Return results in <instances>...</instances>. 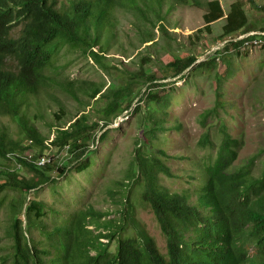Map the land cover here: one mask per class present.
<instances>
[{"label":"trees","instance_id":"trees-1","mask_svg":"<svg viewBox=\"0 0 264 264\" xmlns=\"http://www.w3.org/2000/svg\"><path fill=\"white\" fill-rule=\"evenodd\" d=\"M177 4L205 11L206 24L200 32L212 30L215 22L225 18L228 22L222 37L241 30H258L250 23L241 1L227 14L220 0H0V157L11 161L16 158L18 164L14 170L0 167V214L9 203V192L21 194L10 201L15 215L9 228L13 251L3 257L1 264H203L207 260L208 264H257V257L249 258L248 246L254 245L259 251L264 248V159L257 173L255 157L237 162L244 134L230 131L226 116L231 104L224 99L223 84L230 78L226 73H231L229 67L224 73L219 70L223 63L229 66L233 56L244 55L237 51L240 44L232 43L200 62L198 53L193 52L169 63L167 75L152 74L142 67L124 79L120 87L79 84L68 76L63 65L70 53H79L109 69L110 51L118 40L120 14L132 19L140 43H151L147 47L154 48L157 30L167 33L165 12L170 13ZM116 52L121 57L128 56L124 45ZM144 60L153 59L147 56ZM211 71L219 81L217 103L203 113L201 124L215 118L221 141L217 144L211 129L206 130L199 140V149L216 152L215 156L212 153L195 161L199 172L184 175L190 188L173 193L162 179L180 175L172 170L169 161L173 156L168 148L158 143L161 134L172 129L184 131L182 123L170 124L173 119L169 109L178 99L172 92L180 80L189 82L191 77L212 74ZM174 78L175 81L165 82ZM166 87L172 90L167 91ZM62 95L85 107L92 101H104L102 120L90 122L88 115H77L68 129H57V137L50 143L38 123L40 118L47 119L42 100L48 98L61 104L62 114H57V118L63 120L67 107ZM129 110L131 116L139 115L142 131L126 180L119 182V187L139 184L141 198L154 210L168 240L167 258L140 225L130 194L124 195L125 201L121 202L115 199L121 191L110 189L113 201L119 204L114 210L102 212L93 206L84 207L73 212L70 222L52 227L47 221L52 207L39 199L40 191L58 183V178L65 176L76 162L78 171L89 168L91 160L84 158L95 152L91 143L95 146L98 139L103 141L110 131L107 128ZM2 117L18 121L22 138L13 136L10 128L2 124ZM52 146L59 152L70 148L69 155L57 160ZM194 156L187 151L184 155L190 159ZM46 157H52V161L40 167L38 162ZM24 169L30 171L31 177L23 175ZM190 180L197 182L195 186ZM195 195L200 210L191 208ZM111 215H123L130 225L124 227L116 219H109ZM1 224L0 218V228ZM38 230L40 238L35 236ZM190 232L195 238L186 241ZM113 242L115 252L111 251ZM239 242L243 243L237 247Z\"/></svg>","mask_w":264,"mask_h":264},{"label":"rangeland","instance_id":"rangeland-1","mask_svg":"<svg viewBox=\"0 0 264 264\" xmlns=\"http://www.w3.org/2000/svg\"><path fill=\"white\" fill-rule=\"evenodd\" d=\"M220 1L227 14H230L235 3L244 2L250 23L254 24L259 30L264 29V8H262V6L264 7V0ZM258 4L260 7H258ZM204 14L205 11L202 8L180 4L175 5L170 13L166 11L165 27L167 33L157 30L158 42L154 48L147 47L151 43L142 45L138 40L136 29L131 25L132 19L120 14V26L117 30L118 40L110 51L109 69L99 66L79 53H70L63 61L64 68L68 76L79 84L83 82L99 85L105 83L109 87L111 85L122 86L124 79L130 78L131 74L138 72L142 67L152 74L160 72L167 75L170 73L167 67L169 63L184 58V56L193 52L198 53L200 60H205L207 55L211 54L213 49L218 46L219 42L226 40L222 35L228 22L227 18L214 23L212 30L200 32L199 29L206 24ZM121 45L128 49L127 57H121L116 52ZM147 56H152V62L144 60ZM228 67L231 75L226 73L230 78L224 82L223 89L225 90L224 99L230 100L228 103L231 105L228 108L229 113L226 120L233 134H244V143L237 159L239 162H244L255 157L256 167L254 170L257 173L263 167L264 159V48L251 51L249 54L235 55L229 66L228 63H223L219 70L224 73L228 71ZM175 80L176 78L165 82ZM218 86L219 81L216 79L215 73L206 72L191 77L189 82L180 80L172 92L173 96L177 97L179 101L174 99L173 102L175 103L169 109L173 119L170 124H174L176 121L182 123L184 131L177 132L172 129L166 134H161L158 143L164 144V148H168L169 154L173 155V158L169 161L173 172L180 175V177L183 176L178 179L167 177L162 179L163 183L172 189L173 193L181 192L189 187L184 175L186 176L194 169L195 161H188L184 157L186 151L189 155L198 157L196 161L205 158L208 154L213 153V156H215L216 152L207 153L199 149L198 143L207 129H211L212 136L217 144L221 141L216 133L215 118H208L207 124H204V126L201 124L203 113L217 103ZM165 89L167 91L172 90L171 87ZM62 101L67 107V114L63 120L57 118V114H62L61 104L48 98L42 100L47 119L40 118L38 123L44 137H50V143L56 139L57 129L70 127V122L77 115L79 117L86 114L89 116L90 122L99 121L101 123V110L105 107L104 101L101 103L92 101L89 107L81 106L78 102L66 98L64 95H62ZM221 113L223 115V109H221ZM122 116L126 117L122 118ZM122 116L118 122L110 127L108 136L102 142L97 141L95 148H92L93 144L91 143L92 151L95 149V152H97L88 154L89 156L84 158H90L92 164L89 168L78 171L74 165L71 173L66 178L60 179L58 183L49 184L40 191V199L51 206L52 209L59 210L58 213H54L53 210L49 209L47 221L50 227L62 222H69L73 211H77L81 207L92 205L100 211H108L117 205L109 191L110 189L116 191L121 189L117 187V183L126 178L128 167L134 158L135 143L142 131L139 115L131 116L124 112ZM1 122L10 128L15 138H22L21 126L18 121L10 117H2ZM51 125L56 126L51 127ZM51 149L53 151L52 155H57V160L59 158L60 160L64 159L67 156L66 151L60 153L53 146ZM75 164L76 166L79 165L78 162ZM0 167L14 170L17 163L0 157ZM22 172L23 175L31 177L30 171L24 169ZM126 188L130 189V193L128 189L122 195H131L140 225L155 239L160 253L167 254V240L162 234L152 208L141 200V190L138 185L135 184L132 187L127 185ZM20 196L19 192H9L7 194L9 203L1 210L0 264L3 257L13 251V237L11 238L9 235L11 233L9 228L13 224L15 215L12 214L10 201L14 197L18 198ZM116 218L124 227L130 225L120 215H117ZM35 234L40 238L41 233L39 230ZM111 250H115V242L111 244Z\"/></svg>","mask_w":264,"mask_h":264},{"label":"clouds","instance_id":"clouds-1","mask_svg":"<svg viewBox=\"0 0 264 264\" xmlns=\"http://www.w3.org/2000/svg\"><path fill=\"white\" fill-rule=\"evenodd\" d=\"M263 7V6H262ZM215 23H217V22H215ZM252 32H256L255 34H252V35H250V36H246V37H243V38H241V36L242 35H245V34H247V33H252ZM264 32V30H241V31H239V32H236V33H234V34H231V35H229V36H226V37H224V38H226V40H224V41H222V42H219V44H218V46H214L213 48V52L211 53V54H214V53H217L218 51H221V50H225L230 44H232V43H239L240 44V47L239 48H237L238 50V52L240 51L241 52V54H246V53H250L251 51H258V50H261L262 48H264V45L262 46V47H259V48H256V49H252V48H249L248 46H247V40H249V39H252V38H258V37H263L264 38V35L262 34ZM223 38V39H224ZM209 56V54L207 55V57ZM206 57V58H207ZM200 61H202V60H199V62ZM130 111V110H129ZM129 111H126L129 115H130V112ZM124 114V113H123ZM122 114V115H123ZM121 115V116H122ZM120 116V117H121ZM119 117V118H120ZM123 117H126V116H122V118ZM119 118L115 121V123L116 122H118V120H119ZM124 123V122H123ZM71 124V123H70ZM114 125V124H113ZM113 125H111V126H113ZM111 126H109L107 129H111L110 127ZM69 127H67V129H68ZM102 133H100L99 134V136L101 135ZM98 142H99V139L97 140ZM102 142V141H101ZM92 148H95V146H93ZM59 151H60V149H58ZM68 150H70V148H68V147H66V149H65V151L67 152V156L69 155V153H68ZM65 151H63V152H65ZM93 151H95V149H93ZM63 152H60V153H63ZM97 152V151H96ZM96 152H92L93 154L94 153H96ZM91 153V154H92ZM57 156V155H56ZM66 156V157H67ZM173 156V155H172ZM198 157H196V156H194V159H190V158H187L188 159V161H196V159H197ZM58 159V158H57ZM60 159V158H59ZM198 160H200V159H198ZM16 163H17V160H16V158H15V160H14ZM52 161V157L51 158H44V159H41L39 162H38V164H39V166L40 167H45V166H47V164L49 163V162H51ZM196 162H199V161H196ZM237 162L238 163H241V162H239V160H237ZM18 165V164H17ZM76 165V164H75ZM72 170V169H71ZM71 170H69L68 171V173L65 175V176H63V177H61V178H58V182L60 181V179H62V178H66L70 173H71ZM192 173H194V172H199V166H197V165H195L194 164V169L191 171ZM183 177V176H182ZM182 177H178V178H182ZM178 178H175V179H178ZM186 178V180L188 181V179H187V177H185ZM170 179H173V178H170ZM126 180V178L123 180V181H118V183H117V187H119V182H124ZM200 180V182L202 181V179H199ZM191 181V180H190ZM128 182V181H127ZM126 182V183H127ZM192 182V184H193V186H195V184L197 183L196 181H191ZM137 183V182H136ZM137 185H138V187H139V184L137 183ZM48 186V185H47ZM131 187H132V185H130ZM192 186V187H193ZM46 187V186H45ZM119 188H121V189H119V190H117V191H121V194H120V196L117 198V200H119L120 198L122 199V200H120L121 202L122 201H125V198H124V195H122V193L123 192H126L129 188H124V187H119ZM188 188H190V185H189V187ZM140 189V188H139ZM141 190V192H142V189H140ZM116 191V190H115ZM32 199V198H31ZM30 199V200H31ZM39 199H40V197H39ZM198 196L197 195H195L193 198H192V200H191V208H192V210H200V207H199V205H198ZM41 200V199H40ZM141 200L145 203V204H147V205H149L148 203H146L142 198H141ZM42 201V200H41ZM44 202V201H43ZM117 203V202H116ZM117 205H119V204H117ZM89 206H92V205H89ZM89 206H86V207H89ZM150 206V205H149ZM51 211H52V209L51 208H49ZM80 209H82V207L80 208ZM80 209H78V210H80ZM96 209V208H95ZM115 208H111V209H109V210H114ZM50 210H48L49 212H50ZM77 210V211H78ZM96 210H98V209H96ZM108 210V211H109ZM153 210V209H152ZM73 212H75V211H73ZM102 212H107V211H102ZM153 212H154V210H153ZM154 215H155V212H154ZM111 216H114V217H111ZM111 216H109L108 218L110 219V218H114V219H116L117 220V222L119 223V221H118V219L116 218V216L117 215H111ZM121 217H123V219H125V217L123 216V215H120ZM156 216V215H155ZM72 218H73V213H72V216H71V219L70 220H72ZM24 219H25V226H27L28 225V222H27V217H26V215L24 216ZM156 219H157V217H156ZM157 221H158V219H157ZM70 222V221H69ZM159 223V222H158ZM161 228V227H160ZM162 231V230H161ZM163 234V233H162ZM150 235V234H149ZM164 235V234H163ZM165 237V236H164ZM153 238V237H152ZM166 238V237H165ZM194 239L195 238V234L193 233V232H190V233H188V236H186V241H190L191 239ZM154 239V238H153ZM155 240V239H154ZM166 240H167V238H166ZM104 242H107V240H104ZM167 243H168V240H167ZM243 242H239V244H238V246L237 247H240V245L242 244ZM159 250V249H158ZM112 252H115L116 251V247H115V250L113 251V250H111ZM163 255V254H162ZM167 255H168V245H167V254H165V255H163L165 258H167ZM263 255H264V248H262L260 251L257 249V247H255L254 245H249L248 246V256H249V258L250 259H253V258H255V257H257L258 258V261H257V264H264V257H263ZM203 264H208V260H207V262H205V263H203ZM246 264H251L250 262H248V263H246Z\"/></svg>","mask_w":264,"mask_h":264},{"label":"built area","instance_id":"built-area-1","mask_svg":"<svg viewBox=\"0 0 264 264\" xmlns=\"http://www.w3.org/2000/svg\"><path fill=\"white\" fill-rule=\"evenodd\" d=\"M255 33L256 32L247 33L245 35H242L241 38L246 37V36H250V35L255 34ZM262 34L264 35V32ZM246 43H247V46L249 48L256 49V48L262 47L264 45V38L263 37L252 38V39L247 40Z\"/></svg>","mask_w":264,"mask_h":264}]
</instances>
